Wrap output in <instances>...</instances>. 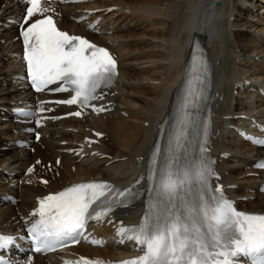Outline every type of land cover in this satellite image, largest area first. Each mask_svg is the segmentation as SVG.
<instances>
[{"label": "bare ground", "instance_id": "bare-ground-1", "mask_svg": "<svg viewBox=\"0 0 264 264\" xmlns=\"http://www.w3.org/2000/svg\"><path fill=\"white\" fill-rule=\"evenodd\" d=\"M214 1L94 0L66 8L60 20L62 26L76 32L90 33L100 43L111 42L122 56V74L117 86L113 88V90L118 89V93L113 96L119 103L116 111L102 114L89 123L75 118L65 121L75 122L76 124L73 125L79 128L92 124L104 130L107 135L101 145L105 151L112 154V157L120 158L107 165L105 164L109 157L101 161L96 160L95 162L101 164L93 167L91 163L87 165L82 161L76 162L72 156H62L60 176L56 173L51 187H60L78 177L92 175L110 176L120 182L128 180L132 166L147 152L146 148L157 121L168 114L173 107L174 93L181 75V72L171 73V70L176 68L175 62L180 63L184 60L185 64L192 37L206 29L207 44L217 62L215 86L218 97L214 101L216 120L214 148L218 153L223 151L232 153L229 158H223L221 162L226 183L231 181L238 183L234 191L240 194L254 193L250 189L254 187L255 177L249 175L250 169H245L244 166L254 161L256 153L252 146L241 142L232 134L223 116L227 113L234 114L237 109L246 107L255 111L252 106L254 101H249L244 93L234 94L232 86L234 88L242 77H247L253 82L258 79L264 80V62H261L264 61V3L258 6L260 2L257 0L256 5L252 7L250 5L252 0H221L220 5L216 7ZM111 4L118 5L116 9L105 13L106 29L114 28L111 33L93 34L80 23L69 18L70 13L78 12L81 7ZM18 7L19 5L13 0H0V25L8 14L16 13ZM259 8H263L261 12ZM15 36L14 28H6L0 32V109L9 106L11 94L18 91L17 86L4 84L9 79L8 71L11 70L8 65L14 62V59L6 60L5 57L17 44ZM3 39L5 41H2ZM129 43L134 44L129 46ZM126 60H129V64ZM250 95L253 94L248 93V98ZM257 107L264 113V103ZM123 111L128 112V115H121L120 112ZM8 125L9 122L0 120V164L10 166L14 163L17 165L22 162L29 163L33 156L35 157L31 152L26 155L24 161L13 159L14 156L19 155V152L8 145ZM67 126L68 123L61 127L57 124L49 126L45 133H49L50 137L43 138L42 143L46 144L45 147L42 144L36 145L37 155L43 156L45 161L56 159L59 154L58 148L67 146L60 144V141L75 136L66 129ZM2 173L3 171H0V175ZM49 189L48 186L41 189L24 187L21 191L23 201L20 202V206L32 205L37 194ZM244 205L255 210L264 209V192L245 201ZM9 208L12 207L6 205L0 208L1 225H7L8 218L13 214L14 210L8 212ZM142 212V207L134 206L126 210L121 217L129 220L130 217L139 218ZM77 249L92 255L104 256H116L123 252V250H114L111 246L100 248L79 245ZM35 262V264H44L39 256Z\"/></svg>", "mask_w": 264, "mask_h": 264}, {"label": "snow or ice", "instance_id": "snow-or-ice-1", "mask_svg": "<svg viewBox=\"0 0 264 264\" xmlns=\"http://www.w3.org/2000/svg\"><path fill=\"white\" fill-rule=\"evenodd\" d=\"M27 3L25 21L45 11L41 0ZM22 35L28 71L37 90H41V85L63 81L65 86L55 90L71 88L75 93L60 103L87 106L97 98L98 90L113 82L116 61L109 51L59 30L52 16L36 19ZM192 71H209L203 55L199 59L193 57ZM196 95L199 97L200 93ZM189 103L186 99L185 109ZM190 115L185 112V119L169 137L167 147L161 149L157 145L153 153L145 217L141 224L119 230L122 235L131 233L128 238L135 240L144 254L121 264H240L241 258L249 259L251 264H264V214L238 211L225 196L223 186H212L211 178L216 173L212 161L204 156V145L200 146L198 160L187 159ZM247 138L264 145V138ZM257 167H264V161ZM141 194L133 188L116 189L107 182L79 183L50 194L39 201V219L30 229L35 251L51 250L54 244L66 239L78 243L76 238L87 221L100 220L112 210V204L119 202L114 196L131 201ZM14 241L15 237L0 234V249ZM0 264L6 262L0 259ZM66 264L106 262L81 257L80 261Z\"/></svg>", "mask_w": 264, "mask_h": 264}, {"label": "rangeland", "instance_id": "rangeland-1", "mask_svg": "<svg viewBox=\"0 0 264 264\" xmlns=\"http://www.w3.org/2000/svg\"><path fill=\"white\" fill-rule=\"evenodd\" d=\"M135 31L139 32V30H135ZM129 45H130V43H129ZM167 47H168V45H167ZM168 52H169V50H168ZM163 54H168V53H163ZM106 140H108V137L106 138Z\"/></svg>", "mask_w": 264, "mask_h": 264}]
</instances>
